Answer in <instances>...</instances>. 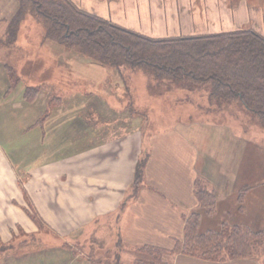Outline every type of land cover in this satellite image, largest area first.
Masks as SVG:
<instances>
[{"label": "crops", "instance_id": "1", "mask_svg": "<svg viewBox=\"0 0 264 264\" xmlns=\"http://www.w3.org/2000/svg\"><path fill=\"white\" fill-rule=\"evenodd\" d=\"M71 1L87 13L149 38L246 29L264 37V0ZM17 9L16 0H0V243L8 244L18 229L33 237L45 231L39 238L47 247L10 249L13 256L32 257L31 264H101V259H95L96 252L104 250L117 264H135L138 257L134 258V253L137 255L139 248L171 250L181 242L183 220L193 212L201 214L200 233L218 231L223 224L264 232V169L244 167L246 154L240 145L244 135L227 134L236 141L235 153L217 151L219 147L214 145L221 134L212 131L203 138L204 148H198L200 132L180 118L171 127L163 124L162 129L150 131L149 117L140 125H134L133 119L119 123L103 119L97 110V127L95 122L89 128L95 136L97 130L102 141L82 147L91 132L82 127L84 134H73L71 125L65 123L69 112L61 110V104L48 110L51 99L46 96L58 69L54 65L44 68L49 56L36 51L41 44L29 39L24 22L14 34L19 45H10V23ZM33 63L44 67L36 69L28 82L19 75L15 84L11 82V72L17 74L16 65L26 69ZM86 63L83 60V65ZM89 66L77 71L78 80H84L83 75L92 68L97 69V77H110L104 67ZM27 88L38 90L33 103L25 100ZM80 91L75 94L86 93ZM104 92H100L102 96L109 95ZM97 108L120 113L110 100ZM158 118L165 120V116ZM116 126L128 127L129 132L110 134L116 132ZM143 159L142 182L135 189L137 164ZM197 181L215 198L212 217L204 216L199 208L194 195ZM25 200L41 219L43 229L24 213ZM96 240L99 251L88 249L85 253L87 244ZM170 263L263 264L258 258L216 263L183 255L174 256Z\"/></svg>", "mask_w": 264, "mask_h": 264}, {"label": "trees", "instance_id": "2", "mask_svg": "<svg viewBox=\"0 0 264 264\" xmlns=\"http://www.w3.org/2000/svg\"><path fill=\"white\" fill-rule=\"evenodd\" d=\"M16 1L18 9L10 23V34L14 35L18 26L31 16L43 28L46 38L98 66L120 73L140 71L155 84L165 81L163 84L167 86L181 84L187 90L205 89L213 103L242 106L264 129V37L257 32L246 29L207 36L149 38L87 13L71 0ZM10 76L15 84L14 73ZM37 95V89L27 88L25 100L33 103ZM58 101L51 98L48 106L52 107L53 102L58 105ZM144 164L145 159L137 164L135 189L142 182ZM194 195L204 216L212 217L213 194L197 181ZM26 213L33 223L41 226L36 212ZM183 221L181 242H176L171 250L139 248L137 255L146 258L138 257L135 264H171L170 259L176 255L220 263L253 259L264 249V232L223 224L218 231L199 233L198 212ZM14 242L1 244L0 252L17 251Z\"/></svg>", "mask_w": 264, "mask_h": 264}, {"label": "rangeland", "instance_id": "3", "mask_svg": "<svg viewBox=\"0 0 264 264\" xmlns=\"http://www.w3.org/2000/svg\"><path fill=\"white\" fill-rule=\"evenodd\" d=\"M200 5H203V1H200ZM24 26L28 31L26 34L31 36L29 39L37 41L38 45L41 44L40 47L35 48L36 51L47 54L49 58L45 63V67L44 65H36L33 63L30 66H25L26 69H23V67L20 69V66L16 65L17 74L15 75L12 71L14 77L19 75L22 77L23 81L28 82L34 77L36 69L42 67L48 68L49 65L57 67L58 71L52 78L53 86L48 90L50 95L46 97H48L49 100L51 98L58 99L59 101L57 103L62 106L60 109L69 112L70 117L65 123L71 125L70 130L74 132L73 134L77 136L84 134L82 133V127H84L86 133L91 132L88 137H85V144L82 147L89 148L102 141L100 136L97 138V130L94 129L96 131L95 136L93 128H89V126L93 127L95 122V126L97 127V110L101 111V117L103 119H117L119 123H122L126 119L131 122V119H133L132 123L134 125H140L143 118L149 117L151 118L150 131H155L157 128L162 129L164 127L163 124L171 127L173 123L180 118L184 122H188L191 129L200 132L198 148H202V146L204 148L205 144L203 138L212 131L221 134L217 136L214 145L219 147L217 151L228 150L230 153H235L237 152L235 146L236 141L232 140L230 137L228 138L227 134L231 132L244 135V141H240V145L242 144L244 146L246 154L244 167L247 170L264 169V129L257 124L252 114L242 106L217 105L210 100L207 90H187L183 88L181 84H168V86H171V89L165 90L168 88L167 85L163 84L166 83L165 81H160L162 84H155L153 79L151 80L149 76L140 71H124L119 75L115 69L104 67L110 76L104 78V76L97 77V69L92 68L90 72L83 75L84 80L82 77L78 80L77 71L81 73L85 68L90 69L89 64L91 65L92 62H90L88 58L62 48L53 40L46 38L43 28L33 17L28 16L22 24L23 28ZM22 39L24 38L20 40ZM43 41L44 44L42 45ZM14 42L15 36L13 35L10 45ZM16 45L19 44L15 42L14 47ZM14 47L12 46L11 48L13 49ZM73 57L75 58L73 59ZM85 59L87 63L83 65V60ZM92 65L96 64L92 63ZM43 75H45V73ZM79 75L82 76L81 74ZM158 85L160 87H158ZM125 86L129 89L126 90ZM78 90H81L80 92L84 90L86 93L77 95L75 92ZM101 91H107L109 95L103 94L102 96L100 93ZM129 91L130 95H128ZM107 100L114 103L117 109H119L117 111L120 113L109 114L106 113V110L102 111L101 108H97L100 107L101 104H107ZM131 101H133V105H131ZM57 106L58 105H55L53 102V106L48 107V110H54ZM130 115H132V117H130ZM161 116H165V120L161 121L158 118ZM114 130L116 132H111L110 134H114L115 136H120L122 133L125 134L129 132L128 127L122 126H116ZM107 139L108 137L105 140ZM22 192L26 196L25 191L23 190ZM25 202L27 208H24L23 211L29 218L26 211L31 212L34 211V209L31 207L29 201L25 200ZM29 220L33 223L30 218ZM33 224L39 230L44 228L42 222L41 226L35 223ZM41 234L46 235L47 232L41 231L38 235H34L33 237L18 229L16 237L12 235V239L8 244L0 243V245H12V242L15 241L14 246L17 251L20 249L21 251L26 249H33V251L45 249L47 244H42L39 238ZM120 247L121 245L115 247L114 250ZM88 249L99 251L97 248V240L87 244V250L85 252L87 254L89 252ZM96 254L95 259L99 261L102 260L100 262L101 264H117V261L113 262L110 258L105 256L104 250L100 252L102 257L99 253L96 252ZM254 256L264 264V251H259ZM135 257L143 259L144 256L135 255L134 253V258ZM29 258L20 257L18 255L13 256L12 252L9 250L0 252V264H31Z\"/></svg>", "mask_w": 264, "mask_h": 264}]
</instances>
